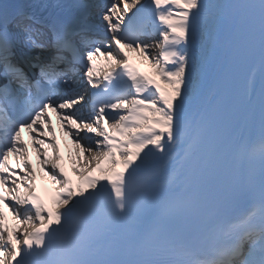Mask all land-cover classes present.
Segmentation results:
<instances>
[{
	"label": "snow or ice",
	"instance_id": "6c2138e0",
	"mask_svg": "<svg viewBox=\"0 0 264 264\" xmlns=\"http://www.w3.org/2000/svg\"><path fill=\"white\" fill-rule=\"evenodd\" d=\"M0 264H264V0L0 2Z\"/></svg>",
	"mask_w": 264,
	"mask_h": 264
}]
</instances>
